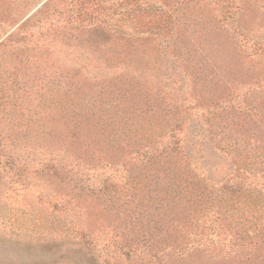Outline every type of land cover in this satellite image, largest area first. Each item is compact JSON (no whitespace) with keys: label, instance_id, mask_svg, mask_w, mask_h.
Listing matches in <instances>:
<instances>
[{"label":"rangeland","instance_id":"1","mask_svg":"<svg viewBox=\"0 0 264 264\" xmlns=\"http://www.w3.org/2000/svg\"><path fill=\"white\" fill-rule=\"evenodd\" d=\"M41 73L131 87V105L175 113L196 154L201 143L211 146L213 134L218 145L209 157L220 178L223 143L237 142L229 123L241 127L246 117L229 122L226 109L264 98V0H0V264H62L74 240L84 258L78 264H145L126 253L140 254L151 233L159 244L163 232L155 208L145 211L154 219L150 230L147 220L142 229L131 219L143 199L154 201L133 160L147 156L151 142L165 144L171 122L145 127L152 137L139 136V155L118 157L93 140L92 129L59 120L37 136L30 117ZM209 77L210 91L203 88ZM228 258L192 253L169 264Z\"/></svg>","mask_w":264,"mask_h":264},{"label":"trees","instance_id":"2","mask_svg":"<svg viewBox=\"0 0 264 264\" xmlns=\"http://www.w3.org/2000/svg\"><path fill=\"white\" fill-rule=\"evenodd\" d=\"M8 43L18 49L11 39ZM22 43L26 44V39ZM151 53L139 51L144 57ZM31 61L39 71L41 63L37 59ZM66 79L55 80L43 77L42 73L35 74L32 89L39 88V94L33 104L30 123L37 128V136H46L47 123L59 120L74 130L92 129L93 140L107 145V150L118 157L126 152L139 155L142 143L139 141L152 137V131H146L145 127L151 130L155 125L171 122L166 143L159 146L158 142H151L147 156L133 160L140 172L145 171L140 180L144 181L143 189L149 201L155 203L149 204L147 200L145 204L143 199L132 210L135 213H131V219L142 229L147 220L150 230L154 219L145 211L155 208L163 234L156 244L151 233L140 254L136 249H129L126 253L129 258H139L145 264H169L173 257L201 253L213 258L219 253L229 257L227 264H264V181L259 178L261 173V179H264V98H253L240 111L233 106L226 109H232L225 114L229 122L239 115L246 116L239 119L240 124H245L236 127V122L234 125L229 123L232 129L229 136L237 142L223 143L225 158L221 159L225 169L223 176L216 178L222 171L209 157V151L218 145L213 141V134L211 146L206 148L201 143L196 154L192 151L193 144L188 149V134L182 133L180 122H173L176 118L172 110L156 113L131 105L129 100L134 91H128L131 87L125 84L117 85L114 90L112 83L107 81L91 85L90 82ZM203 81V88L210 91V77ZM94 87L95 93L92 92ZM23 92L30 91L25 89ZM177 124L179 127L173 128ZM41 125L39 130L37 126ZM223 234L226 236L222 237ZM79 236L85 240L82 234ZM75 241L66 249L64 256L68 260H63L62 264L84 262L82 252L73 248ZM92 248L94 245L90 242L87 249L93 256Z\"/></svg>","mask_w":264,"mask_h":264}]
</instances>
